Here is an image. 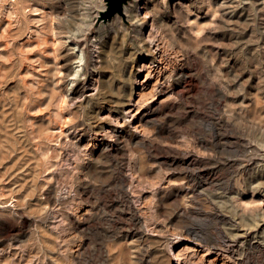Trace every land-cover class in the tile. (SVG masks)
I'll return each mask as SVG.
<instances>
[{
	"label": "rangeland",
	"instance_id": "obj_1",
	"mask_svg": "<svg viewBox=\"0 0 264 264\" xmlns=\"http://www.w3.org/2000/svg\"><path fill=\"white\" fill-rule=\"evenodd\" d=\"M104 8L0 0V264H264V0Z\"/></svg>",
	"mask_w": 264,
	"mask_h": 264
},
{
	"label": "water",
	"instance_id": "obj_2",
	"mask_svg": "<svg viewBox=\"0 0 264 264\" xmlns=\"http://www.w3.org/2000/svg\"><path fill=\"white\" fill-rule=\"evenodd\" d=\"M130 0H104L105 8L99 12L97 21L106 22L113 16L119 15L124 19L123 8Z\"/></svg>",
	"mask_w": 264,
	"mask_h": 264
},
{
	"label": "bare ground",
	"instance_id": "obj_3",
	"mask_svg": "<svg viewBox=\"0 0 264 264\" xmlns=\"http://www.w3.org/2000/svg\"><path fill=\"white\" fill-rule=\"evenodd\" d=\"M82 57L80 56V58L78 60H81ZM76 72V71H75ZM72 82V81H71ZM73 84V83H72ZM83 85V84H82ZM79 87V86H78ZM77 88V87H76ZM124 110V109H123ZM95 122V121H94ZM116 122V121H115ZM96 123V122H95ZM103 124V123H102ZM261 159V158H260ZM259 224V223H258ZM230 237V236H229ZM231 240V239H230ZM232 241V240H231ZM234 242V241H233ZM230 243V242H229ZM208 251V250H207Z\"/></svg>",
	"mask_w": 264,
	"mask_h": 264
}]
</instances>
